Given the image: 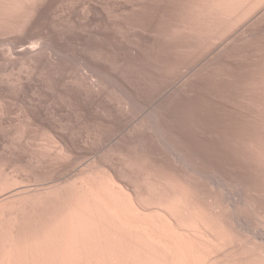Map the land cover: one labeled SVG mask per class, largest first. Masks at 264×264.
<instances>
[{
	"label": "rangeland",
	"instance_id": "1",
	"mask_svg": "<svg viewBox=\"0 0 264 264\" xmlns=\"http://www.w3.org/2000/svg\"><path fill=\"white\" fill-rule=\"evenodd\" d=\"M194 1L195 0H48L42 6V12L39 11V14L36 16L37 20L34 21L35 25L30 34V38L34 39L33 41H43V44H41L42 48L34 53L35 56L33 55L32 60H27L26 57L29 56L20 54L12 58H5V56L0 57V105L1 102L3 104L0 108V113L3 114H0V164L2 163L6 165V168L8 167V169H6L4 165H1L0 169L2 167L1 172H4V170L7 172L10 171L8 174L11 177L14 176L13 174L20 173L18 175L19 177L17 176L18 178L16 176L11 178L8 176L7 172H4L7 177L3 173H0V178L2 180L6 177L3 181H6L8 177L9 180L10 178H16L18 179L16 181L20 183L23 177L21 183H24V186L22 187L28 188L27 190L25 188L21 189V184L18 185V183H16L20 186V189L17 188L18 191L9 188L6 191L10 197L5 194L6 191L3 196L0 197V202H2V198H4L5 195L7 197L4 200H7L8 197V199H12V194L17 192L16 194L14 193L17 196L19 192L18 196H23V203L21 202L22 199H19L18 196H14V194L13 199H15V197L18 199L15 200L16 202H10L13 199L10 201L8 200V203L9 205L12 203L13 205H11L13 208L16 204H19V200L21 202L20 205L24 204L21 205L22 207L17 205L19 208L16 206L17 208L15 207L10 212V214L14 212V214L11 215L20 213L21 215H18L19 217L15 215V219L13 220L12 218L10 221L9 214L5 216L7 219L9 217V220L6 221L5 217H3V220L6 222L3 223V220H0V230L1 228L5 229L4 227H6V225L10 227L11 223L6 224L8 221H14L12 222L13 224L24 225L27 222L30 223L34 218L39 217L38 211L34 210V208L37 210L36 205L33 204L34 202L31 203L30 197H34L33 193H35V195L37 194V200L34 197L35 200L33 201H38L40 198L38 194L43 195L46 193L43 195L45 198L42 197L44 199H48V196L51 197V191L56 195L63 191L60 185H62V187L64 185L63 189H65L69 185V182L75 179L76 174L86 169V165L88 168L92 164L91 167L93 169H95L96 166L101 167L103 165V168H113L112 170L118 174H125V171H128L129 168L126 167L125 169V163H123L125 162L124 159L127 160L126 157L131 159L133 155L132 159H135L138 155L142 154L139 158L149 159V161H151L150 164L157 162L175 166L179 169L182 168V171H184V169L186 171L185 167L178 163L176 164L172 150H170V148L168 150V147L163 142H158V140H162L159 137V139H157L156 132L150 130V123L146 126L148 122H151L149 119L153 121L155 116H158L155 120H157L158 123L160 122V130L165 134L166 138L174 142L176 148L183 151L187 158H190L191 162L193 161L196 165H199L198 167L200 169L206 172H211L212 174L215 171L214 173L221 174L223 177L226 176L225 178L228 180L229 184L227 189L231 190H226V192L229 191L226 195L228 194V198L232 199L231 201L241 200L242 194L245 192L248 195L257 197L256 199L261 207H263L262 212H264V168L257 164L253 165L248 161L245 157L246 148L242 144V142L247 141L248 138L253 135H264V120H253L251 113L258 111V108L241 97V91L253 89L255 86L261 85V81L264 80V13L260 15L259 11L258 14L256 13L257 16L255 14L251 17L250 21L252 20V23L248 21L247 24H242L221 41L213 45H206L205 42L201 41L200 43V39L182 31V24L188 17L187 7ZM253 17L256 19H252ZM243 34L248 35V39L245 38L240 40L239 38H241ZM232 35L235 36L232 37ZM171 37L175 39H171ZM190 38L191 40H189ZM107 53L109 55H107ZM23 61L26 62L24 67L22 65ZM31 61L33 62L31 63ZM134 61L136 63H134ZM159 61H161V63ZM34 63L36 65H34ZM199 63L201 65H199ZM93 65L97 67V72H102H99L97 75V73H95L96 68H93ZM99 67L101 69H99ZM155 68L156 70H161V72H156ZM174 68L178 71H175ZM28 69L30 71H28ZM145 70L149 72H145ZM16 71L17 74L14 73ZM202 71L205 72L203 73ZM4 72L6 76L3 75ZM104 74H106L105 77L103 76ZM159 74L163 77H160ZM7 75L8 77L10 76L8 79ZM17 75L19 80L17 79ZM25 75H27V77ZM28 76L31 77L30 80ZM14 77H16L17 80ZM151 77L152 80H155L152 81ZM9 79L14 82L16 81L17 85L14 82L12 83ZM1 80L4 81L5 85H3L4 83L1 82ZM9 81L11 82L9 83ZM155 81L157 83H155ZM128 96L130 98H128ZM116 98L119 99L116 100ZM129 99L131 102H129ZM119 100L120 102L122 101L123 104L120 103ZM132 103H139L145 106H140L138 104L140 108L138 110V106ZM167 106L170 107L168 108ZM155 107H161V110L158 108L155 109ZM164 108H166V110H164ZM124 111L127 112L125 113ZM129 111L130 114H128ZM111 112L112 116H110ZM146 113H148L149 116L151 114L154 115V113L156 115L150 118ZM120 114L123 115L121 116ZM182 114H184V116ZM145 116H147V118ZM140 121L142 124H140ZM152 123L153 122H151V124ZM138 124L139 129L137 128ZM140 125H145V128L143 129V126L140 128ZM147 128H149L150 131ZM42 134L45 137H42ZM215 135L218 137H215ZM57 138L60 139V141ZM35 142L37 144H35ZM54 144L55 146H53ZM165 146L167 149H165ZM166 150L168 152H166ZM118 151L122 153H118ZM141 151H143V153ZM148 151L151 153L148 154ZM169 151L171 153H169ZM133 152L134 154L132 155L131 153ZM125 153V157L121 155L124 159L119 157V154ZM129 153L132 156L129 155ZM150 154L152 156H150ZM215 157H218V159ZM139 158L137 159L139 160ZM93 161L95 166H93ZM90 162L91 164L88 165ZM96 162H98L99 165L96 164ZM111 162L113 165H111ZM120 167L122 168L119 169ZM3 168L5 169L3 170ZM120 170L125 171L121 172ZM129 172L132 173L127 172V176L134 174L133 171ZM136 174L137 172H135L134 176ZM131 176L128 178L130 183V180L139 181L136 176L135 178L134 176L131 178ZM41 178L42 181H38L41 180ZM29 179H33L31 181L32 183ZM64 180H66L67 183ZM26 181H28V185H25L27 184ZM129 182L127 183L129 184ZM202 183L205 184L209 192L217 193L216 190L209 189L207 180H202ZM132 184L134 183L132 182ZM41 186H43L44 189ZM44 186H46V188ZM240 186H243L245 190L242 191L243 187ZM15 187L13 186L12 188ZM37 188H42V190H38ZM57 188L59 191L54 190ZM32 189L34 192L31 191ZM8 191L14 192L8 193ZM24 191H31L29 193H31L32 196L29 195V193H25L27 199L24 198V194H22ZM47 191L51 193L48 195ZM55 191L58 192L56 193ZM237 191L239 193H237ZM230 192H232V195L230 194L229 196ZM233 193L237 195L233 196ZM27 194L29 196H27ZM55 195L53 194V196ZM29 199L31 202L28 201V203H31V206L27 205L26 202ZM25 206L28 209L24 208ZM23 208L27 212L24 211ZM29 208L30 210L33 209L29 211ZM32 212L34 213L32 214ZM245 213L249 221L251 220L250 222L255 224L256 219L248 208H245ZM24 214H26L27 217ZM24 216L26 218H24ZM16 218L18 220L17 222ZM4 224L6 225L4 226ZM260 229L261 231L259 233L258 231ZM261 232L263 234H261ZM256 233L259 235V238L264 237V223L256 229Z\"/></svg>",
	"mask_w": 264,
	"mask_h": 264
},
{
	"label": "bare ground",
	"instance_id": "2",
	"mask_svg": "<svg viewBox=\"0 0 264 264\" xmlns=\"http://www.w3.org/2000/svg\"><path fill=\"white\" fill-rule=\"evenodd\" d=\"M47 1L48 0H0V57L5 56V58L6 57L12 58L13 56L20 54V55H24V56H29V57H26L27 60H30V59L32 60L34 53L38 52V49L42 48L41 44H43L42 43L43 41L42 42L33 41L34 39L30 38V34H31V31L35 25L34 21L37 20L36 16L39 14V11L42 12L41 8ZM141 5H143V4H141ZM187 8L186 9H187L188 17L186 18L185 22H183V24H182V31H185V32L193 35L194 37L200 39V41L197 40L200 43L202 41V42H205L206 45H213L216 42L221 41L224 37H226L227 35L232 33L236 28L240 27L242 24L243 25L245 23L247 24L248 21H250L251 17L253 15H255L256 13L258 14L259 11H260V13H259L260 15H261V13H264V0H195ZM63 14H64V12H63ZM257 14H256V16H257ZM106 15H108V14H106ZM56 16H57V14H56ZM254 18L255 17H253L252 19H254ZM122 22H123V20H122ZM261 23H262V21H261ZM126 27H127V25H126ZM49 28H51V27H49ZM245 28H246V26H245ZM57 29H59V28H57ZM255 33H256V31H255ZM149 35H151V34H149ZM62 36H63V34H62ZM234 36L232 35V37H234ZM107 38H108V36H107ZM154 38H155V36H154ZM245 38L248 39V35L243 34L242 37L239 39L243 40ZM171 39H175V38L171 37ZM107 40H109V39H107ZM169 40H170V38H169ZM189 40H191V38ZM228 41L230 42L229 39H228ZM44 42H46V41H44ZM231 43H232V40H231ZM43 48H44V46H43ZM54 49L56 50L55 47H54ZM52 55H53V53H52ZM107 55H109V54L107 53ZM148 56H150V55H148ZM153 59H154V57H153ZM235 59H237V58H235ZM101 60H102V58H101ZM25 61H26V59H25ZM25 61H23V64L21 63L23 65V67H24V64L26 63ZM32 62L33 61H31V63ZM106 62H107V60H106ZM159 62L161 63V61H159ZM94 63H96V62H94ZM134 63H136V62L134 61ZM205 63H206V61H205ZM140 64H142V63H140ZM34 65H36V64L34 63ZM37 65H38V63H37ZM199 65H201V64L199 63ZM82 66H83V64H82ZM89 66H91V65H89ZM153 67H154V65H153ZM93 68H96L95 71L96 70L98 71L97 67H94V65H93ZM147 68H149V67H147ZM23 69L26 70L25 68H23ZM84 69H86V68H84ZM99 69H101V68L99 67ZM196 69H197V67H196ZM106 70H108V69H106ZM168 70H170V69H168ZM176 70L177 69H175V71ZM28 71H30V70L28 69ZM97 71L95 73H97V75H98L100 71L99 72H97ZM147 71L145 70V72H147ZM155 71L157 72L159 70H156V68H155ZM159 72H161V70ZM163 72H164V70H163ZM14 73L17 74V71ZM21 73H19V74H21ZM27 73H29V72H27ZM192 73H193V71H192ZM4 74H6V73L4 72L3 75ZM106 74H107V71H106ZM106 74H104L103 76L105 77ZM151 74H153V73H151ZM8 75H7V79L10 77V76L8 77ZM18 75H17V77H18ZM27 75H25V76L27 77ZM4 76H6V75H4ZM23 76H24V74H23ZM147 76H148V74H147ZM159 76H160V74H159ZM28 77H30V76H28ZM160 77H163V76L161 75ZM14 78L16 79V77H14ZM109 78H111V77H109ZM147 78H149V77H147ZM17 79L19 80V77ZM30 79H31V77L29 78V80ZM155 79H156V76H155ZM158 79H160V78H158ZM9 80H11V79H9ZM20 80H21V78H20ZM151 80H152V77H151ZM154 80H152V81H154ZM11 81H9V83ZM1 82L4 83V81H2V80H1ZM13 82L14 81H12V83ZM142 82H144V81H142ZM261 82H262L261 85L255 86L253 89L241 91V94H242L241 97L244 100L248 101L251 105H254L255 107L258 108L257 109L258 111L251 113V115L253 116V120H264V80H262ZM14 83H16V81ZM18 83H20V82H18ZM155 83H157V82L155 81ZM142 84H144V83H142ZM3 85H5V83ZM16 85H17V83H16ZM105 85H107V84H105ZM173 85H175V84H173ZM185 85H186V83H185ZM0 86H1V84H0ZM12 86H13V84H12ZM110 86H111V84H110ZM113 86H115V85H113ZM10 87H11V85H10ZM14 87H15V85H14ZM99 87H101V86H99ZM149 90H150V88H149ZM178 92H181V91H178ZM129 93H130V91H129ZM212 93H213V91H212ZM153 94H155V93H153ZM164 94H166V93H164ZM114 96H115V94H114ZM149 96H152V95H149ZM134 97H137V96H134ZM175 97H176V95H175ZM177 97H179V96H177ZM195 97H197V96H195ZM128 98H130V97L128 96ZM174 98H173V100H174ZM118 99L116 98V100H118ZM123 99H125V98H123ZM139 99H140V97H139ZM149 99H151V98H149ZM116 102H118V101H116ZM119 102H120V100H119ZM127 102H128V100H127ZM129 102H131L130 99H129ZM141 102H142V100H141ZM156 102H157V100H156ZM192 102H193V100H192ZM120 103L123 104L122 101ZM135 103L134 104L132 103V104L138 106L139 103L138 104H135ZM162 104H163V102H162ZM169 104H170V101H169ZM1 105H3L2 102H1ZM1 105H0V108H1ZM141 105H143V104H141ZM130 106H131V103H130ZM143 106H145V105H143ZM128 107H129V105H128ZM153 107H154V105H153ZM164 107H165V105H164ZM207 107H208V104H207ZM157 108L160 109L161 107H157ZM157 108L155 107V109H157ZM166 108H164V110H166ZM122 109H121V111H122ZM139 109L140 108L138 106V110ZM162 109H163V106H162ZM102 110H104V109H102ZM131 110H132V107H131ZM149 111H150V109H149ZM151 113H152V111H151ZM155 113H154V115H156ZM173 113H176V112H173ZM103 114H105V113H103ZM128 114H130V111L128 112ZM146 114H148V113H146ZM184 114H182V115L184 116ZM1 115H3V114H1ZM151 115L149 116V114H148L147 116L150 118L154 117L153 114H151ZM175 115H177V114H175ZM110 116H112V112H111ZM147 116H145V117L147 118ZM188 117H191V116L189 115ZM154 118L156 119V118H158V116L157 117L155 116ZM141 119H143V118H141ZM148 119H145V120H148ZM155 119L153 121H152V119H149L153 123L151 124V122H148L146 124V126L149 125V123H150L151 126L150 127L148 126V127L150 128V130H153L156 132L157 137L155 135L154 136L157 139L160 138L162 140V141L158 140V142H160V143L163 142L168 147V150H169V148H170V150H172L176 164L178 163L179 165L185 167L186 171H185V169H184V171H182L181 170L182 168L179 169L175 166H170V165L157 163V162L156 163L152 162L153 164H150L151 161H149V159L139 158L142 154L138 155L135 159H132L134 156L133 155L134 152H133V153H131L133 156L129 153V155H131L132 158L129 159L126 157L127 160L122 158L123 155H124L123 157H125L126 153L125 154H119V157L124 159V161H125V162L122 161L123 163H125V169H126V167L129 168L128 171L120 170L121 172L122 171L126 172L125 174L122 173L124 175H122L121 173L118 174L117 172L112 170L113 168H111V169H107L108 167L103 168L102 167L103 165L101 167L96 166V168L93 169L91 167L92 164L90 162L88 165L91 164V166H89L91 168L88 167L89 168L88 169L87 165L85 164L86 169H84V170L80 171L78 174H76L75 179L73 181L72 180H71V182L68 181L69 185L68 184H67L68 186L65 185V186H67L65 189H63L64 185H63V187H62V185H60L61 189L63 191L57 193L59 191V189L58 188L54 189V190H58L57 192L55 191L57 194L55 195V193L53 191H51L52 192V193L50 192L51 197L48 196L50 193L47 191L48 199L47 198L44 199L45 196H43V195L46 194V193H44L43 195L38 194V196L40 195L39 196L40 198L38 197L39 198L38 201H33V200H35L34 197L37 200V194L35 195V193H33L34 191L32 189L31 191H33L32 193L34 194L33 198L30 197L32 202L30 201V199L27 200L26 202H27V205H29V206H31L30 204L34 202L33 204H35L37 207V210H36V208H34V210L38 211L39 217H37V218L33 217L34 220H31L30 223L27 222L24 225L23 224H13L12 222H14V221H12V222L8 221V223H6V224L11 223L10 227H7V225L4 224V226L6 225V227H4L5 229L1 228V230H0V264H264V244H263L264 243L263 242L264 237L259 238V235L256 233V229L261 224L264 223V212H262L263 207H261L260 203L256 199L257 197L248 195L247 193L243 192L244 194H242L241 200L231 201L232 199L228 198V194L226 195V193L231 191V190L227 189L229 187L228 186L229 184H228V180L225 178L226 176L223 177L221 174L214 173L215 171L211 174V172L209 173V172H206V171L200 169L198 167L199 165H196L193 161L191 162L190 158H187V156L185 155V153L183 151L176 148L174 142H172L171 140L166 138L165 134L160 130V128H161L159 126L160 122L158 123L157 120H155ZM27 120H29V119H27ZM171 120H172V118H171ZM144 123H145V121H144ZM140 124H142L141 121H140ZM142 126L144 129L145 125H142ZM142 126L140 125V128ZM138 127H139V124H138L137 128ZM149 128H147V129L149 130ZM133 129H134V127H133ZM143 129H142V131L144 132ZM134 132H136V131H134ZM23 133H24V131H23ZM197 133H199V132H197ZM193 134H194V132H193ZM28 135H30V134H28ZM142 136H140V137H142ZM144 136H145V134H144ZM173 136H174V134H173ZM42 137H45V136H43V134H42ZM105 137H106V135H105ZM215 137H218V136L215 135ZM40 138H41V136H40ZM152 138H153V136H152ZM187 138H189V137H187ZM58 140L60 141V139H58ZM100 141H101V139H100ZM35 144H37V143L35 142ZM65 144H66V142H65ZM242 144L246 148L245 157L248 159V161L250 163H252L253 165L257 164V165L264 168V135H262V136L261 135H257V136L253 135L250 138H248L247 141L242 142ZM143 145H144V143H143ZM53 146H55V144ZM166 146H165V149H167ZM37 150H39V149H37ZM69 150H70V148H69ZM144 150H145V148H144ZM163 150H164V148H163ZM40 151H41V149H40ZM119 151H121V150H119ZM119 151H118V153H122ZM122 151L124 152L125 150H122ZM141 152L143 153V151H141ZM153 152H154V150H153ZM166 152H168V151L166 150ZM149 153H151V152L148 151V154ZM169 153H171V152L169 151ZM56 155H57V153H56ZM68 155H70V154H68ZM129 155H127V156H129ZM235 155H236V153H235ZM150 156H152V155L150 154ZM116 157H118V156H116ZM137 158H139V160ZM147 158H148V156H147ZM172 158H173V156H172ZM215 158L218 159V157H215ZM120 162H121V159H120ZM96 164H98V162H96ZM101 164H103V163H101ZM1 165H4V164L1 163L0 166ZM111 165H113L112 162H111ZM4 166L6 168V165H4ZM93 166H95L94 161H93ZM5 168H3V170ZM77 168H76V170H77ZM121 168L122 167H120L119 169H121ZM6 169H8V167ZM16 169H17V167H16ZM116 169H117V167H116ZM1 170H2V167L0 169V173L4 174V172H7L5 170H4V172L3 171L1 172ZM10 170H11V168H10ZM116 171H118V170H116ZM129 171H133L134 174H135V172H137V174L135 176H136V178H138L137 179V180H139L138 182H136L135 180H130L131 181V183H130L128 181V178H130L131 175L134 176V174H131V175L129 174L130 176H127L128 175L127 172L132 173ZM9 172H7V174ZM11 172H12V170H11ZM231 172H233V171H231ZM19 174H13V175L17 177ZM8 176H10V175L8 174ZM14 176H12V177L10 176V177L14 178ZM133 176H131V178ZM135 176H134V178H135ZM1 177H3V176H1ZM29 177H31V176H29ZM5 178H3L2 180L0 178V197H2L3 194L5 193V191L9 188L11 190L16 189V191H18L17 188L20 189V186H21V189L25 188V187H22V186H24V183L23 184L21 183V181L23 180V177H22V180L20 179L21 181L19 180L20 183H18L16 181V180H18L16 178L15 179L10 178V180H9L8 179L9 177L7 178L8 180L6 179V181H3ZM32 180H30V182ZM68 180H69V178H68ZM202 180H207V182H208L207 185H208L209 189L216 190L217 193L209 192V190L206 188L205 184L202 183ZM34 181H35V179H34ZM36 181H37V179H36ZM38 181H42V178H41V180H38ZM64 181H66V180H64ZM27 182L28 181H26V183ZM127 182H129V184ZM132 182L134 184H132ZM135 182H136V185H135ZM16 183H18V185L19 184H21V185L18 186ZM66 183H67V181H66ZM15 185H16V187H15ZM25 185H28V183ZM48 185H46V186H48ZM13 186L15 188H12ZM46 186H44V187L46 188ZM41 187L43 188V186H41ZM52 187H55V186H52ZM240 187H243V186H240ZM42 188L41 189L37 188V189L42 190ZM25 189L27 190L28 188H25ZM29 189H30V187H29ZM226 190H229V191L226 192ZM244 190H245V188L243 187L242 191H244ZM21 191H23V190H21ZM31 191H28V192L24 191L23 193L22 192L21 193L24 194V198H26L25 193H29ZM234 191H235V189H234ZM9 192H12V191H8V193ZM14 193L16 194L17 192H14ZM231 193L232 192L229 193V196ZM237 193H239V192L237 191ZM5 194H7V191ZM13 194H12V199L14 198ZM15 194H14V196H16ZM53 194L55 196H53ZM18 195H19V192H18ZM29 195H31V193H29ZM29 195L27 194V196H29ZM235 195H237V194H235ZM235 195L233 193V196H235ZM6 197L7 196L5 195V197L2 198L3 201L0 202V220L1 221L3 220V217L8 216L10 214V212L12 211V209H14L17 205H19L20 207H22L21 205H24V204L20 205V203L23 201V196H21V197L18 196L19 199L21 198L22 200H21V202L19 200V204H16V206L14 208L12 206L13 205L12 203H11L12 205L11 204L9 205V203H8V200L9 201L12 200V199H8L10 196L7 198V200H4ZM16 197H15V199H13L10 202H13L16 199H18ZM42 197H44V198H42ZM236 198H235V200H236ZM0 200H1V198H0ZM28 201H30L31 203H28ZM7 203L9 206L7 205ZM10 206H12V207H10ZM19 206H17V207L19 208ZM24 208L28 209L26 206ZM245 208H248L249 211L255 217V219H256L255 224L251 223L250 222L251 220L249 221V219L247 218V215L245 213ZM31 210L29 208V211H31ZM24 211H26V210L24 209ZM16 213H18V212H16ZM33 213L34 212H32V214ZM11 214H14V212ZM11 214H10V221L12 218L14 220L15 219L14 216L16 215V214L11 215ZM26 214H24V215L27 217ZM18 215H21V214L19 213L16 216H18ZM30 215H31V213H30ZM34 215H36V214H34ZM11 216H13V217H11ZM25 216H24V218H26ZM5 219L7 221V220H9V217H8V219H7V217H5ZM22 219H23V217H22ZM1 221H0V224H1ZM6 221L3 220V223ZM17 221L18 220L16 218V222ZM25 221H26V219H25ZM260 231H261V229L258 232L260 233ZM262 231H263V229H262ZM261 234H263V233L261 232Z\"/></svg>",
	"mask_w": 264,
	"mask_h": 264
}]
</instances>
